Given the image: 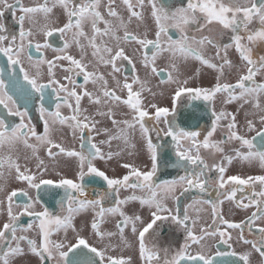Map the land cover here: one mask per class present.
I'll return each instance as SVG.
<instances>
[{
    "label": "snow or ice",
    "instance_id": "1",
    "mask_svg": "<svg viewBox=\"0 0 264 264\" xmlns=\"http://www.w3.org/2000/svg\"><path fill=\"white\" fill-rule=\"evenodd\" d=\"M116 0H33L35 6H26L23 0H0V21H2L4 11L11 9L15 16L17 10L21 13L17 17L20 25L18 36L11 37L3 34L5 26L0 22V53L8 58V63L15 67L22 63L21 55L26 49L32 47V37L34 33L31 29L25 30L24 24L27 20L35 27L37 14H42L45 21L44 25L38 30L42 32L46 39L43 48H52V44L47 40L53 32L59 33V39L63 41L62 47L54 48L57 53L53 59H44L41 57L36 65L47 64V81L40 82L44 73L37 70L30 74L24 67H20V73H23V83L19 75L10 76L8 84L0 80V104L8 109L12 116L19 117L17 124L6 123L7 117L0 113V180L7 175L11 176L15 172L16 181L25 182L29 189H35L39 192L42 188L49 191L52 188L63 189V196L57 202L61 213L64 215H53L43 206L42 211H37L35 205L40 204V197L35 200L29 197V202L23 205L17 204L16 207H22L23 211L14 214V198L17 197V191L13 190L6 196L7 201V222L0 228V264H13L17 256H23L26 245L27 251L39 257L41 264L45 261H55V264H129L126 259H114L111 256L106 257L105 250H98L97 247L89 244L88 239L81 236L78 232L75 242L67 241V232L71 229L76 232L73 226L75 215L91 209L95 216L90 224L91 230L96 238L102 243L106 237L115 236V232H105L101 230V223L106 214L121 217L117 221L116 227L119 230L121 239L124 238V230L131 225L133 234L138 232L139 256L145 260V264H182L187 261L188 264H217V260L212 256L211 247L207 246L206 238H212L217 243L229 245L232 235L229 231H222L220 225H227L228 229L239 230L237 240L245 245H251V248L259 253L264 264V227L258 229L259 236L256 240H248L244 237L245 227L251 232L256 221H264V175L248 176L241 178L240 175L228 176L225 179L226 164H232L233 160L252 164L258 162L261 168H264V107L261 106L260 98L264 96V83H257L255 76L264 70V56L257 59L252 57V49L242 44L244 36L240 35L242 30L246 34L249 43L254 44L257 41H264V0H187L186 7L176 8L174 11L165 8L158 0H147L149 15H145L146 0H122L128 12L127 19L120 15L113 7ZM106 8L107 17L102 15L99 10ZM61 8L67 18V22L60 27H51L55 24L53 19V9ZM139 8L140 11L136 9ZM75 18V20L73 19ZM133 18L139 23L137 27L143 26L145 31L134 33L129 30V25ZM151 19L155 24L154 39H148L147 19ZM254 19H258L260 27L255 31L249 30V25ZM202 20V22H201ZM104 27H99L100 23ZM90 23L91 35L84 31L85 24ZM213 23L219 24L223 30H230L233 35L232 43L221 44L215 37L203 34L211 32L210 27ZM191 25H196V33L199 35H189ZM169 28L175 29L179 33L178 39H173L168 34ZM123 35H119L120 32ZM70 34V36H69ZM223 32L219 35L223 36ZM162 37H166L163 40ZM107 38V39H105ZM111 41L112 43H109ZM7 42V44H6ZM135 44L138 47L132 49L133 54L141 52V64L146 69V78L142 80L138 75H133L129 82V77L122 75V63L118 61H127L132 66V72H136V64L133 59L126 55L125 45ZM75 46L79 51V58H75L68 53V50ZM207 46H211L215 51L210 56H206ZM235 47L239 54L241 66L246 68V74H241V66L234 65L229 59L228 49ZM91 49V60L85 62L88 55L87 49ZM36 52H41V45H35ZM149 52L151 53L149 55ZM167 53V64L171 69L165 73L164 69L158 70L155 66L158 58ZM28 60L32 61V56L28 55ZM198 61L202 66L214 70L217 73V83L212 88L191 87L189 79H179L180 63H187L189 60ZM61 61L68 62L65 67ZM214 61H218L214 62ZM237 68V80L234 83H221L220 80L225 76V69L231 70ZM60 68L66 73L62 79L57 78L55 69ZM101 68L109 69L107 72H101ZM91 69V70H89ZM173 73H176L174 75ZM199 69H197V75ZM152 75L162 77L160 84H173L175 88L170 95L171 107L160 106L158 103L147 99L143 94L148 92L153 99L156 93L147 85ZM166 78H163L165 77ZM83 77V83L78 84L75 77ZM111 84H110V80ZM66 81L65 82H62ZM91 83L94 86L93 91H88L85 85ZM138 86V87H134ZM51 88L52 92H46ZM7 89V90H6ZM77 89L82 91L78 92ZM9 91L19 94L24 99L25 104L31 102L35 94H39L40 107L38 111L44 120V133L38 134L31 120L25 122L29 116L27 108L20 111L9 105H15L13 96ZM217 94H225L222 100L223 104H229L233 101H243L244 104L251 103L252 111L244 112V121L241 127L245 133H254L250 138L240 131L239 122L234 113L219 111L214 107ZM55 95V111H49L44 107L47 100L52 103V96ZM163 95V93H161ZM187 97L191 101L201 100L206 102V107L211 111L213 117L211 129L201 140L199 131L187 130L177 123V104L182 97ZM88 99L90 106L94 111L89 113L88 109L83 107L81 101ZM126 97V98H125ZM73 101V102H70ZM66 106L71 110L70 116L63 115L60 111L61 106ZM124 106L129 111L121 113L124 117L118 120L116 118V109ZM151 109V111H149ZM259 115V124L257 128L253 118ZM99 117L100 119H97ZM227 121L223 126L225 128V138L220 141H211V137L217 131L218 122ZM51 124H67L72 129V136L78 140L77 148H66L61 143L54 142L51 138ZM105 122H110L111 127L101 126ZM151 125V126H149ZM139 132L140 140L146 148L148 163L145 170L134 167L131 164L124 163L121 166L128 169V173L122 178H110L105 171L97 167L96 161L108 163L114 157L121 155V151L113 152L111 150L113 141L122 142L125 147H135L130 144L131 137L135 132ZM78 133V135H77ZM105 139H97L98 137ZM34 138L38 145H44L47 148V157L54 162L57 158L64 156L75 158L78 162L75 179L64 178L59 180L45 178L48 167L44 159L37 154L38 145L29 143ZM155 139L164 141L156 143ZM170 138V139H165ZM171 144L172 152L175 155V161L171 166L182 169L184 174L178 175L171 180H163L156 183L154 177L157 174L162 160L165 164L171 162L167 147ZM23 144L26 148L32 150V156L38 161L36 171H31L28 167L21 169L18 163V157L14 158L16 146ZM238 144L232 147L230 152L226 153L225 145ZM109 149L104 151V147ZM7 148V153L4 149ZM202 149L208 150L209 155L215 156L220 153L222 159L213 161L210 165L202 155ZM167 159H163V158ZM28 159V157H26ZM212 173H215L216 181V200L199 199L192 197L193 204L208 205L211 208L212 222L207 227L200 228V235L193 233L192 226L187 221L190 220L188 209L192 205H186L183 216L179 215V209L176 214L164 203L171 199L175 202L180 201L181 196H185L193 189L204 194L209 191V186L213 181ZM57 175H60L57 173ZM86 176L102 178L107 185V191L98 194L96 199H89L86 189L82 183ZM257 183L260 191H255ZM226 185L228 186L226 190ZM244 186L252 189V194L248 197L237 199V193L244 191ZM132 190V194L120 198L121 190ZM178 189L180 191L178 192ZM139 190V195L137 194ZM4 191V186H0V192ZM22 197H27V191H21ZM114 198V206L105 208L102 204L104 200ZM247 199V203H244ZM130 201H139L141 207L147 206L149 209H155L151 212V220L141 230L137 229V222L144 223L141 216L133 214L127 215L123 210V205ZM225 201L234 202L237 208L248 209L255 207V210L247 217V225L244 222H229L219 209ZM4 204L0 200V206ZM196 211H200L196 209ZM167 215H162V214ZM28 215L35 220L27 226L19 224L20 217ZM171 219L173 223L179 225L186 233V241L183 249L177 251L174 255L169 254L164 249V256L161 260L159 251L155 246L150 249L146 247V234L153 229L157 221ZM199 217L192 220L194 226ZM35 221H39L37 239L29 238L27 233L34 229ZM87 226V222H86ZM63 230L64 239L53 241L50 239L54 232ZM18 232L21 233L18 235ZM191 244H196L199 251L195 255L187 254L186 250ZM111 247V245H108ZM87 250V251H85ZM72 254L71 257L69 254ZM251 251H246L239 255L238 259H232L237 253L232 251L224 253L216 251L215 256L220 257V264H250ZM24 264H27L25 260Z\"/></svg>",
    "mask_w": 264,
    "mask_h": 264
},
{
    "label": "flooded vegetation",
    "instance_id": "2",
    "mask_svg": "<svg viewBox=\"0 0 264 264\" xmlns=\"http://www.w3.org/2000/svg\"><path fill=\"white\" fill-rule=\"evenodd\" d=\"M14 0H9V3H13ZM23 2L25 3L26 6H35L33 3V0H23ZM40 2H43V0H40ZM104 2L106 3V0H104ZM77 3H79V0H77ZM159 4H162L165 8H170L171 10H175L176 8H180V7H186L187 6V0H158ZM113 7L118 11V13L120 15H122L123 13V3L122 0H116L115 4L113 5ZM102 13V15L105 16L106 19H109V17H107V13H106V8L105 7H101L99 9ZM137 11H140L139 8L136 9ZM145 15H149V8L147 6V0H146V8L144 10ZM21 13L17 10L15 16L13 15V12L11 9L4 11V15L2 18V22L5 26V30L4 33L5 35L11 37L13 35L18 36L19 31H20V25L17 22V17L20 15ZM53 19L55 20V24L51 25L49 27L48 30H51V27L55 26V27H60L63 26V24L65 22H67V18L66 15L64 13V11L57 7L53 9ZM128 15V12H127ZM75 20V18H73ZM134 19V24H138V21ZM150 24L154 27V22L149 18L148 19ZM202 22V20H201ZM45 21L43 19L42 14H37L36 16V23H35V27L33 26V24L29 23L27 20L25 21L24 24V28L25 30H29L31 29L34 33V36L31 38L32 39V47L30 49H26L25 53L21 55V60L22 63L20 65H16L15 67L11 66L8 63V58L5 57L2 53H0V80H4L5 84H8V80L10 76H14V75H19L21 82L23 83V73H20V67H24L26 71H28L30 74H34L37 70L41 71L42 73H44V75L41 78L40 82H46L47 81V64L44 65H40L39 69H37L36 65L38 64L39 60L41 59V57H43L44 59H53L55 55H57V53H55L53 51L54 48L57 47H62L63 45V41L59 39V33L53 32V35L51 37H47V40L52 44V48H48L45 49L43 48V44L45 42V35L42 32H39L38 30L44 25ZM254 26V27H253ZM252 26V23L249 25V30L250 31H255L257 30L260 25L259 22H257L255 25ZM99 27H101V29H103L104 25L101 22L99 24ZM212 31L211 32H205L203 34L206 35H210L216 38V40L221 43V44H228V43H232L231 41V37L233 35V33L230 30H223L222 27L217 24V23H213L211 26ZM155 29V28H154ZM196 29V25H191L190 26V30H189V35H199L196 33L195 31ZM84 31L86 33H88L89 35H91V28H90V23L89 24H85L84 26ZM132 32H134L133 30H130ZM223 32V36H220L219 34ZM135 33V32H134ZM168 34L172 36L173 39H178L179 38V33L172 28H169L168 30ZM119 35H123V32L121 31L119 33ZM240 35L244 36V39L242 40V44H245L247 47L252 49V57L254 59H257L259 57L258 53V49H262L263 52V56H264V41H257L254 44L249 43L246 39V34L241 30L240 31ZM70 36V34H69ZM107 39V38H105ZM148 39H154V38H148ZM39 43L41 45V52H36L35 49V45ZM109 43H112L111 41H109ZM7 44V42H6ZM131 47V46H129ZM138 47V46H136ZM126 48V46H125ZM132 48V47H131ZM214 49L211 46H207V51L205 53L206 56H210L211 54L214 53ZM88 55L87 57H91V49H87ZM129 53H131V49L128 51ZM68 53L73 55L75 58H79V51L78 49L73 46L72 48H70L68 50ZM137 54L139 52H136ZM151 53L149 52V55ZM28 55L32 56V61L30 62L28 60ZM126 55H128L131 59L134 58L132 57V55L128 54L126 52ZM228 56L229 59L233 62L234 65L237 66H241V61L239 58V54L236 52L235 47L233 46L231 49H228ZM262 55H260L261 57ZM87 61V59L85 60V62ZM197 63H195L194 60H189L186 64H197L201 69L206 70L208 73L207 74H212L215 73L214 70L207 68L206 66H202L198 61H196ZM219 63L218 61H214ZM60 63H63L65 65V67L68 66V62L66 61H61ZM123 65L122 67V75L120 76L121 80H123V76L126 75L129 77V82L131 81V78L133 75H138L139 76V72H132V66L129 65L127 63V61H123L120 62L118 61V64ZM135 63V61H134ZM137 67V66H136ZM242 68L241 74H246V68ZM158 70L160 69H164L163 67L161 68H157ZM91 70V69H89ZM101 70V69H100ZM109 69H107L108 71ZM165 70V69H164ZM56 74H57V78H61L66 74L64 73L60 68L55 69ZM106 71V72H107ZM264 70H262L263 72ZM167 71L165 70V73ZM199 73L202 74V72ZM156 76V75H155ZM189 78V80H192L191 83H189V86L191 87H203V88H212L215 86V84L217 82L211 81L213 83H211V86L209 87V85H205L203 86V82L207 79H209V77H205L207 75H200L197 73L194 74L192 73V75H190V71L189 74L187 75ZM260 76V77H259ZM140 77V76H139ZM157 79L161 80L162 77L160 76H156ZM259 77V79H258ZM264 77V73L263 75H256L254 78L257 81V83H264V80H262V78ZM166 78V75L165 77ZM75 79L77 80L78 84H82L83 83V77H75ZM110 79V78H109ZM237 80V68H233L231 70H228L227 68L225 69V76L220 80L221 83H234ZM65 82L66 81H63ZM202 82V84L200 83ZM110 84H111V80H110ZM85 88L88 91H93L94 90V86L89 83L87 85H85ZM171 89V88H170ZM169 89V90H170ZM7 90V89H6ZM168 90V91H169ZM78 92L82 91L81 89H77ZM167 91V92H168ZM46 92L51 93L52 89L49 88L46 90ZM172 93V90L169 91V107H171V101H170V95ZM9 95L13 96V100H15V105H9L10 107H13L14 110L18 109L20 111H25V108H27L28 112H29V116L25 118V122H27L29 119L31 120V124L33 127L36 128L38 134H43L44 133V120L41 118L40 113L38 111V108L40 107V100L38 99L39 94H35L33 96V98L31 99V102L28 104H25V101L23 98H21V96L19 94H14L12 91H9L8 93ZM219 97H222L223 99L225 98V94H217V97L215 98V102H214V107L216 109L217 112L219 111H225V112H230V113H234L237 116V121L239 122V118H238V110L235 108H231L232 105H235L238 103H229V104H219L218 100ZM126 98V97H125ZM52 103H48L47 100L44 103V107L47 108L49 111H55V103H56V98L55 95L52 96ZM73 102V101H70ZM81 104L83 107L85 108H89L91 107L89 111V113L94 111V108L92 106L89 105L88 103V99L85 97L82 101ZM61 113L63 115H67L70 116L72 114L71 110L68 109L66 106H61L60 109ZM128 112L129 110L124 107L121 106L119 108L116 109L117 112V116L116 118L118 120L123 119L124 117H122L120 114ZM149 111H151V109H149ZM0 113H3L4 117H7L6 123L9 124H17L20 122L19 117H15L12 116L8 109L4 107L3 104H0ZM97 119H100L99 117H97ZM176 119H177V123L181 126L186 128L187 130H194V131H199L201 133V137L200 139L202 140L203 137L207 134V131L211 129V124H212V115H211V111L206 107V102L201 101V100H197V101H191L189 100L186 96L182 97L181 100L178 102L177 104V114H176ZM227 123V121H220L218 122V127H217V131L213 134V137L209 138L210 142L211 141H220L222 139L225 138V128L223 127L225 124ZM51 128H52V132H51V138H53L54 136H64V140H67L69 144H62V146L66 147V148H77L78 150V140L74 139L72 136V129L70 127H68L67 124L65 125H59L58 123L56 124H51ZM101 126H107V127H111V123L110 122H105V124L101 125ZM151 126V125H149ZM239 127V124H238ZM261 127V125H259L257 128ZM241 128V127H240ZM68 135V136H67ZM78 135V133H77ZM254 135V133H249V135H247L249 138ZM139 136V132H135L134 136L131 137V141L130 144H134V140L135 137ZM97 139H105V137L101 136L98 137ZM165 139H170V138H165ZM53 140V139H52ZM54 142H58L61 143L60 140H53ZM154 141L158 144L163 143L164 141L159 140V139H155ZM29 143L34 144V145H38V142L32 138L30 139ZM18 146V145H17ZM21 146H23V144H21ZM238 144H232V145H225V150L226 153L228 154H232L230 152V149L232 147H237ZM133 147H131L130 145L125 147L123 145L122 142L119 141H113L112 143V147L111 150L113 152L116 151H121V155L118 157H114V159L112 161H109L108 163H104L102 161H96V165L98 168H100L102 171H105V173L110 177V178H122L123 175L128 173V169H124L121 165L124 163H128L133 165L134 167H138L141 170H145V165L148 163V155L146 152V148L143 146L142 142L140 144V147H138V155H139V160L137 162H135L131 156L133 155L132 149ZM17 149V147H16ZM21 148L18 147V150H20ZM109 149L107 148V146L104 147V151H108ZM202 155L205 157V159L207 160V162L211 165L213 163V161H217L219 162L222 159V156L220 153H217L215 156H211L209 155V152L212 151V149H208V150H204L202 149ZM167 152L168 155L171 157V162L165 164L162 160V163L160 165V167L158 168L157 174L154 177V180L156 183H161L163 180H171V179H175L178 177V175H183L184 172L182 169H177L171 166V163L175 161V155L172 152V148H171V144H168L167 147ZM44 153L45 155H47V148L44 145H38V149H37V154H42ZM50 159V158H49ZM163 159H167L166 157ZM63 160L64 162L62 163L63 165L66 164L65 161H69L70 165L75 166L78 164V162L75 160V158H69V157H58L57 161L58 162H54L52 161V164L54 165L55 169H57L59 167V161ZM248 163L246 162H240L238 160H233L232 164L230 165H225L226 166V172H225V179L228 176H232V175H240L241 178H247L248 176H259V175H264V168H261L258 162H254L252 164H250L249 166H246ZM72 166H68L67 168L70 170L72 169ZM23 170V168H21ZM31 170V169H30ZM250 170V171H249ZM34 172V170H31ZM249 171V172H247ZM14 172V171H13ZM76 173V172H75ZM75 173L69 174V175H64L62 177L64 178H69V179H75ZM213 176V181L211 183V185L209 186V191L207 193L201 194L198 192V190L193 189L191 191V193L185 195V196H181L180 197V201L179 202H175L171 199H168L166 201H164V203L167 205V207L171 208L173 210L172 214H176L177 209H179V215L182 217L183 213H184V208L186 205H192L191 208L188 209L189 211V215H190V220L187 221L186 223L189 224V226H192L193 228V233L196 236H199L200 233V228L203 227H207L209 224H211L212 222V214H211V208L208 205H203V204H193V200L192 197H197L199 199H212V200H216V181H215V173L211 174ZM7 173H6V177L1 180V181H7V188L4 190L5 194L3 195V198L0 197V200L4 201V206L6 209V215H7V201H6V196L7 194H9L11 191L15 190L17 191L18 195L17 197L14 198V204H13V212L14 214H19L20 212L23 211L22 207H16L17 204L19 205H23L24 203H28L29 202V197L32 198V200H35L37 198V196L40 197V204L35 205V208L37 211H42V207H45L49 210V212H51L53 215H64L65 213H61L60 210V206L57 203L63 196V189H56V188H52L49 191H44L43 188L37 192V190L35 189H29L26 185L25 182L22 181H16L14 179L15 177V172L13 173L12 179L9 181V179L7 178ZM45 178H50L53 180H59L61 178V176L58 175H52V174H46ZM85 186L86 189V194L88 196L89 199H96L98 197V194L106 192L107 191V185L106 182H104L102 180V178L99 177H94V176H86L84 181L82 182ZM228 186L226 185V190H227ZM255 191H260V186L257 183L255 189ZM21 191H27L28 192V196L27 197H22L20 195ZM180 191V189H178V192ZM252 189L248 188L247 186H244V191L243 192H238L237 193V199H240L241 197H248L252 194ZM132 194V190H124L122 189L120 192V198L123 199L124 197L128 196ZM137 194L139 195V190H137ZM135 202V206H126L123 205L122 210L129 216L135 214H138L141 216L142 220L144 221L143 224H141L140 222H137V229L138 231L141 230L144 226H146V224L148 222H150L151 220V212L154 211L155 209H146V212L144 214L141 213L142 209H145L146 206L141 207V205L139 204V201H132ZM244 203H247V199H244L243 201ZM103 206L105 208L108 207H113L114 206V198H109L107 200H104L102 202ZM196 209H199L200 211H196ZM255 210V207H251L248 209H242V208H237L236 204L234 202H229V201H225L223 205H221V209H219V211L222 212V214L225 216V218L227 220H229V222H244L245 225H247L248 221H247V217L251 214L252 211ZM162 215H167L162 214ZM95 216V213L91 210L88 209L84 212H81L77 215H75L72 223L73 226L76 229V232H73L71 229L68 230L67 232V241H65L66 243L68 242H75V237L77 232L83 236L84 238L88 239L89 244L92 246H95L98 248V250L100 249L99 244L101 243L98 238L95 239H90V235L93 234L90 224L93 220ZM197 216L199 217V219L197 220V222L195 223V225H192V220L196 219ZM8 217L7 216H3L2 220L0 221V228H2L3 223L7 222ZM35 220L34 217H29L28 215H22L20 217L19 220V224L27 226V224L32 223ZM121 220V217L116 214V215H111V214H106L103 222L101 223V230L108 232H115L119 235V230L116 227L117 221ZM86 222H87V226H86ZM39 224V221H35L34 224V229L33 230H29V232L27 233V235L29 236V238L32 239H37L38 244L41 242V237L38 236V228L36 227ZM108 226L109 230H108ZM221 230L224 231H229L232 235V240L229 242L231 244V247H229V245H225V244H221V243H217L216 240L212 239V238H206V245L211 247L212 249V256L214 259L217 260V264H220L221 258L220 257H216L215 256V252L216 251H221L224 253H228V252H236L237 256L233 257L232 259H238L239 255L246 252V251H251L252 255L250 256V264H262V258L260 257L259 253H256L252 248L251 245H245L243 244L242 241H238L237 240V234L239 232V230H233V229H228L227 225H220ZM260 227H264V221H256L254 227L252 228V231L249 232L247 227H245V231H244V237L245 239L248 240H256L259 236V232L258 229ZM61 231V230H60ZM59 231V232H60ZM59 232H54L50 239H52L53 241H59L64 239L65 233L63 234V238L59 239ZM64 232V231H63ZM21 234L18 232V235ZM61 235V234H60ZM117 239L120 241L122 240L120 235L117 236ZM123 240H129L130 241V245H128L127 250L128 252H124L122 255L120 256H116L114 257V259H126L128 260L130 258V254L132 253V247L136 246V252L135 254L132 256L134 257V262L132 261V258H130L129 260V264H145V260L144 262H142L143 259L140 258L139 256V241H138V232L136 234H133L131 231V225H129L128 227L125 228L124 230V238ZM185 241H186V233L182 230V228L177 225L176 223H173L171 219L168 220H161V221H157L156 225H154L153 229H151L149 231L148 234H146V238H145V242H146V247L148 248H152L153 245L155 246V249L159 251L160 256L163 259L164 256V249H167L169 251L170 256L174 255L177 251H179L180 249H183L185 246ZM105 243V242H104ZM103 243V244H104ZM108 243V241H107ZM241 245L243 248V251H240L238 246ZM22 247L25 248V253L23 254V256H17L14 260H13V264H24L25 260L27 261V264H41L39 257L35 256L34 254H32L31 252L27 251V247L25 244L22 243ZM199 247L196 244H191L190 247L187 248L186 252L189 255H195L198 251H199ZM87 251V250H85ZM253 254H255V258H253ZM71 253L69 254V256L71 257ZM107 257V256H106ZM44 264H55V261H45ZM182 264H188L187 261H182ZM243 264V262H242Z\"/></svg>",
    "mask_w": 264,
    "mask_h": 264
},
{
    "label": "rangeland",
    "instance_id": "3",
    "mask_svg": "<svg viewBox=\"0 0 264 264\" xmlns=\"http://www.w3.org/2000/svg\"><path fill=\"white\" fill-rule=\"evenodd\" d=\"M122 16H124L125 19H127V16H128L127 15V11H126V7H125L124 4H123ZM146 16H148V15L146 14ZM257 22H258V19H254L253 22H252V26L255 25ZM146 23H147V26H148V37L147 38H154V33H155V30H156L155 25L153 27L150 24L148 19L146 20ZM129 30H133L135 33H141V34L145 31L143 26L138 28L137 24H134V19H133L132 23L129 25ZM163 40H166V37H162V42H163ZM125 46H126V52L128 54L132 55V57L134 58L135 64L137 66L136 67V71L139 72L140 78L142 80H144L146 78V69L142 66V64L140 62L142 53L139 52L138 54L137 53L133 54L132 49L137 46L134 43L130 44V45H125ZM129 46H131L132 48L129 47ZM130 49H131V53L128 52ZM262 49L263 48L258 49V52H261V53H258L257 57H260V55L263 56ZM167 57H168L167 53L162 54L161 58L157 59L155 66L157 68L163 67L166 71H170L171 69L168 67V64H167ZM86 59L88 61V60H91L92 57L88 56V57H86ZM195 63H197V62L195 61ZM179 69H180V71H179V79H181V80L189 78L187 76L189 74V71H190V75H192V73L196 74L197 73V69H199L200 72H202V74L199 73L201 76L202 75H207L205 77H209V79H207V80H205L203 82V86L209 85V87H210L211 83H213L211 81L217 82V80H216L217 73L216 72L212 73V74L211 73L207 74L208 72L206 70L203 71V69H201L197 64L180 63ZM100 71L101 72H106L107 68H101ZM263 73H264V71L263 72L261 71L260 73H257V75H263ZM173 74L176 75V73H173ZM259 77H258V79H259ZM262 80H264V77L262 78ZM191 82H192V80H189V83H191ZM200 83L202 84V82H200ZM147 86L149 88H151L152 92H155L157 95L153 99V97L151 96L150 93L145 92L143 94L147 98L145 100V103H147L149 100H151L152 102L158 103L160 106H168L169 107V102H168L169 101V97H168L169 96V91L173 90L175 88V85L167 84V83L160 84V79L158 80L155 75H152L149 78V83H148ZM134 87H138V86H134ZM161 93H163V95H161ZM222 100H223V98L219 97L218 103L222 104ZM235 102H237V101H234L233 103H235ZM241 103H243V101H238L237 104L232 105V107H231L232 109L235 108V109L238 110L239 127H241L242 124H243L244 112L252 111V104L251 103L244 104V107L242 109L240 108V104ZM260 103H261V106L264 107V96H261ZM90 109H91V107L88 108V110H90ZM121 113H122V111H121ZM250 118H253L255 120L257 127L260 125L259 124V115L255 116V117H250ZM240 131L242 133L246 134V135H249V133H245V130L243 129V127L240 128ZM63 138H64V136H62V135L61 136H57L56 135L52 139L53 140H58V141L60 140L61 144H69L68 141L64 140ZM134 144H135V147L131 149L132 152H133V155L131 156V158L135 162H137L139 160V158H140L139 155H138V152H137L138 147H140V144H141L140 136H136L135 137ZM16 147H17V149L15 150V152L12 153V155H13L14 158H16V157L19 158L18 159V163L21 165V168H24L26 166L29 169L36 171V164H37L38 161L36 160L35 157L32 156V150L29 149V148H26L24 145L21 146V144H19ZM18 147L21 148V149L18 150ZM7 151H8L7 148H5L4 149V153H7ZM38 156L41 159H44L45 165L48 167V172L46 174L57 175V173H59L60 175H58V176H64V175H69V174L75 173L76 170H77V165L72 166L73 164L70 165L69 161H65L66 164L63 165L62 164L64 162L63 160L59 161V163H60L59 167L57 169H55L54 165L52 164V160L49 159L47 157V155L42 153L40 155L38 154ZM26 157H28V159H26ZM249 165L250 164H247L246 166H249ZM68 166H72V169L69 170L67 168ZM249 171H247V172H249ZM6 173H7V170H5V177H6ZM13 173L14 172H12L11 176H7L9 181L12 179ZM0 186H4V190H5L7 188V181L4 182V181L0 180ZM4 194H5V191L0 192V197L3 198ZM135 204H136L135 202L130 201L128 204H126V206H131L132 207V206H135ZM147 208L148 207L146 206L145 209H142L141 213L144 214L146 212ZM5 211H6V209H5V206L3 204L2 206H0V221L2 220L4 215L7 216ZM109 227L110 226H108V230H109ZM62 233H64L63 230H61L58 233L59 234V239L63 238V234ZM116 235L119 236L118 234H116ZM95 238L96 237L94 236V234L90 235V239H95ZM107 241H108V243H107ZM108 245H111V247H108ZM128 245H130V241L129 240H125V241L124 240H120L119 241L116 236L106 237L105 240L102 243L99 244L100 249L101 250H105L106 256H111L112 258H114L116 256H120L124 252H128V250H127ZM238 248H239L240 251H243V248H242L241 245H239ZM136 249H137L136 246H133L132 247V253L130 254V258H132L133 262H134V257H132V256L135 254ZM255 257H256L255 254H253V258H255ZM161 260H162V257H161ZM142 262H144V260H142Z\"/></svg>",
    "mask_w": 264,
    "mask_h": 264
}]
</instances>
